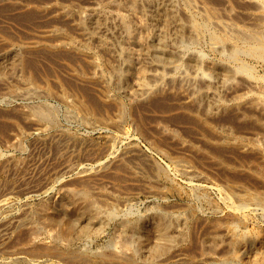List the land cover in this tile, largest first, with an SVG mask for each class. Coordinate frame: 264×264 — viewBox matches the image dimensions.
Returning <instances> with one entry per match:
<instances>
[{"label": "rangeland", "instance_id": "rangeland-1", "mask_svg": "<svg viewBox=\"0 0 264 264\" xmlns=\"http://www.w3.org/2000/svg\"><path fill=\"white\" fill-rule=\"evenodd\" d=\"M259 31L260 0H0V264H249L228 251L264 227ZM89 203L110 220L70 229ZM148 212L168 236L135 255L121 223Z\"/></svg>", "mask_w": 264, "mask_h": 264}, {"label": "bare ground", "instance_id": "bare-ground-1", "mask_svg": "<svg viewBox=\"0 0 264 264\" xmlns=\"http://www.w3.org/2000/svg\"><path fill=\"white\" fill-rule=\"evenodd\" d=\"M130 1V0H129ZM261 1V3L263 2L264 3V0H260ZM137 2V1H136ZM154 2V1H153ZM131 3H132V0H131ZM144 3H145V1H144ZM152 3V2H151ZM258 3V2H257ZM258 4H260V3H258ZM136 5H137V3H136ZM134 8V7H133ZM170 8V7H169ZM261 8V7H260ZM168 10V9H167ZM30 13V12H29ZM28 13V14H29ZM31 14V13H30ZM165 14V13H164ZM163 14V15H164ZM171 15V14H170ZM173 16V15H172ZM171 17V16H170ZM174 17V16H173ZM193 17H194V15H193ZM162 18H164V17H162ZM190 18V17H189ZM263 18V17H262ZM167 19V18H166ZM144 20V19H143ZM173 20V19H172ZM177 20V19H176ZM142 21V20H141ZM140 21V22H141ZM179 21V20H178ZM198 21V20H197ZM129 23V22H128ZM128 23H126V25L128 24ZM144 23V22H143ZM149 23V22H148ZM163 23V22H162ZM171 23V22H170ZM178 24V23H177ZM192 24H193V22H192ZM139 25H141V24H139ZM155 25V24H154ZM153 25V26H154ZM189 25V24H188ZM260 25V24H259ZM127 26H129V25H127ZM152 25H151V27H153ZM131 27V26H130ZM185 27H187L186 25H185ZM125 28H127V27H125ZM129 28V27H128ZM146 28L147 27H145V30H146ZM157 28V27H156ZM173 28H174V26H173ZM179 28V27H178ZM177 28V29H178ZM188 28V27H187ZM179 29H183V27L182 28H179ZM184 29H186V28H184ZM183 29V30H184ZM189 29V28H188ZM145 30L143 31V32H145ZM156 30V29H155ZM154 30V31H155ZM164 30V29H163ZM258 30V29H257ZM129 31V30H128ZM130 31H132V29L130 30ZM147 31H148V28H147ZM177 31V30H176ZM180 31V30H179ZM186 31H188V30H186ZM175 32V31H174ZM181 32V31H180ZM189 32V31H188ZM260 32V31H259ZM263 31H261L260 33H262ZM148 33V32H147ZM159 33V32H158ZM202 33H204L203 31H202ZM240 33H243V32H241L240 31ZM257 33V32H256ZM154 34V33H153ZM173 34V33H172ZM258 34V33H257ZM263 34V33H262ZM261 34V35H262ZM143 35H145L144 33H143ZM159 35V34H158ZM189 35H191V37H192V33L191 34H189L188 33V36ZM256 35V34H255ZM264 35V34H263ZM263 35H262V37H263ZM154 36H155V34H154ZM247 36H248V33H247ZM253 36V35H252ZM144 37V36H143ZM146 37V36H145ZM157 37V36H156ZM158 37H160V36H158ZM239 37V36H238ZM237 37V39H239L240 40V38H238ZM155 38V37H154ZM162 38V37H161ZM193 38V37H192ZM228 38V37H227ZM256 38V37H255ZM140 39H143V38H140ZM152 39V38H151ZM156 39V38H155ZM260 39V38H259ZM264 39V38H263ZM153 40V39H152ZM159 40H160V38H159ZM150 41V40H149ZM237 41V40H236ZM252 41V40H251ZM244 43H245V41H243ZM248 42V41H247ZM256 43H258V42H256ZM262 43V42H261ZM264 43V42H263ZM148 44V43H147ZM254 44H255V42H254ZM259 44V43H258ZM261 45V44H260ZM264 45V44H263ZM142 46V45H141ZM165 46V45H164ZM164 46H162V47H164ZM234 46V45H233ZM258 46V45H257ZM160 47H161V42L160 41H158L157 42V44L155 45V46H153V47H151L149 50H151V51H153V52H158L159 51V49H160ZM240 47V46H239ZM262 48H264V47H262ZM248 49V48H247ZM246 49V50H247ZM142 51H143V48L141 49ZM147 50H148V48H147ZM252 50V49H251ZM131 51H133V50H131ZM231 51H232V49H231ZM240 51V50H239ZM253 51H255L254 49H253ZM143 52H145V51H143ZM261 52V51H260ZM130 53V52H129ZM129 53H127V54H129ZM133 53V52H132ZM135 53V52H134ZM133 53V54H134ZM142 53V52H141ZM234 53V52H233ZM242 53V52H241ZM132 54V56H134ZM150 54V53H149ZM161 54V53H160ZM153 55H154V53H153ZM165 55V54H164ZM137 57H139V56H137ZM159 57H161V56H159ZM159 59H161V58H159ZM128 60V59H127ZM141 61V60H140ZM198 61V60H197ZM126 62V61H125ZM147 62V61H146ZM146 62H144V63H146ZM133 63V62H132ZM189 62H187L186 61V64H188ZM196 63V62H195ZM194 63V64H195ZM35 64V63H34ZM34 64H31L30 63V65H34ZM191 64V63H190ZM189 64V65H190ZM220 64V63H219ZM146 65V64H145ZM98 66V65H97ZM188 66V65H187ZM191 66H192V64H191ZM34 67H35V65H34ZM114 67V66H113ZM126 67H128V66H126ZM151 67V66H150ZM152 67H153V65H152ZM215 67V66H214ZM115 68V67H114ZM147 69V68H146ZM220 71H221V68H218ZM132 70V69H131ZM153 70H154V68H153ZM113 71V70H112ZM130 71V70H129ZM114 72V71H113ZM119 72H121V71H119ZM157 72V71H156ZM227 72H229L228 70H227ZM132 73V72H131ZM130 73V74H131ZM135 73V72H134ZM134 73H132L133 75H134ZM138 74H137V76H136V79H135V81H134V85H135V87L137 88V90L139 89L140 91H142V92H144L145 90H147L149 87H148V83H147V81H146V79L148 78V76H149V73L147 72V71H145V70H140L139 72H137ZM160 73V72H159ZM156 74H158V73H156ZM224 74V73H223ZM225 74H226V72H225ZM151 75H155V74H151ZM150 75V76H151ZM124 76V75H123ZM227 76V75H226ZM118 77V76H117ZM128 77V76H127ZM190 78V77H189ZM193 78V77H192ZM129 79V78H128ZM150 79V78H149ZM186 80V79H185ZM188 80V79H187ZM122 81H123V79H122ZM191 81V80H190ZM216 82H218V81H216ZM126 83V82H125ZM185 83H186V81H185ZM222 83V82H221ZM123 84V83H122ZM128 84V83H127ZM189 84V83H188ZM209 84V83H208ZM112 85V84H111ZM211 85V84H210ZM130 87V86H129ZM131 88V87H130ZM129 89V88H128ZM130 90V89H129ZM138 90V91H139ZM209 92V91H208ZM130 93V92H129ZM136 94H138L137 92H136ZM203 94H205V92L203 93ZM209 95H211V94H209ZM202 96V95H201ZM199 97V96H198ZM46 105V104H45ZM160 105V104H159ZM33 106V105H32ZM31 106V107H32ZM36 106V105H35ZM161 106V105H160ZM34 107V106H33ZM29 108V107H28ZM47 108V107H46ZM82 108V107H81ZM30 109H32V111H36V110H34L35 108H30ZM45 109V108H44ZM47 110H50V109H47ZM31 111V112H32ZM41 117H46L47 115H48V113L45 111V110H43V109H39L38 111H36ZM121 112V111H120ZM122 113V112H121ZM34 114V113H33ZM53 115V114H52ZM86 115V114H85ZM87 116V115H86ZM32 117V116H31ZM88 117V116H87ZM90 117V116H89ZM53 118H55V117H52V119ZM101 119V118H100ZM103 120V119H102ZM47 121H49V122H51L50 120H48L47 119ZM54 124V123H53ZM56 124V123H55ZM47 126V125H46ZM45 126V127H46ZM257 140V139H256ZM258 141V140H257ZM160 168V167H159ZM161 169V168H160ZM163 170V169H162ZM158 172V171H157ZM164 173H165V169H164ZM155 174V173H154ZM162 174H163V172H162ZM165 176H166V174H164ZM172 180V179H171ZM176 187V186H175ZM178 190V189H177ZM81 192V191H80ZM153 192V191H152ZM155 192V191H154ZM82 193V192H81ZM87 193H89V192H87ZM262 193V192H261ZM253 194V193H252ZM82 195V194H81ZM87 195V194H86ZM85 195V196H86ZM90 195V194H89ZM242 196V195H241ZM255 197H257V196H255ZM65 199V198H64ZM240 201H243L245 198H241L240 197ZM253 199V198H252ZM259 199V198H258ZM67 200V199H66ZM9 201H10V197L9 196H3V197H1L0 198V210L2 209V208H4V207H6L7 206V204L9 203ZM90 201V200H89ZM238 201V200H237ZM259 202H261V203H264V197H262V198H260L259 200H258ZM50 202V201H49ZM91 202H92V200H91ZM211 202V201H210ZM258 202V203H259ZM93 203H94V201H93ZM97 202H95V204H96ZM90 204V203H89ZM101 204V203H100ZM104 204V203H103ZM238 204V203H237ZM250 204V203H249ZM88 205V204H87ZM86 205V207H84L83 209H81V210H78V211H74L73 212V214L71 215V217H70V220H69V228L70 229H74V228H76V226H77V221L79 220V219H82L83 221H84V225H83V227H80V229L82 228V233H84V234H94V233H97L98 231H99V228H100V226L105 222V221H107V219L109 218V216H110V214H111V212H110V209H107V208H105V207H101V206H96V205H88L87 206ZM256 205V204H255ZM104 206V205H103ZM258 206H259V204H258ZM40 207H42L41 205H40ZM111 207V206H110ZM109 207V208H110ZM113 207V206H112ZM67 208H68V206H67ZM36 209V208H35ZM71 210V209H70ZM149 210V209H148ZM59 211L60 212H62V213H64V212H66L67 211V209L66 208H64V207H61L60 209H59ZM73 211V210H72ZM115 212V211H114ZM160 213V212H159ZM165 213V212H164ZM144 214V213H143ZM40 215V214H39ZM42 215L45 217V218H48L49 220H51V221H54V222H58L59 221V217L61 216H59L58 214H57V210L53 207V206H51V205H45V206H43V208H42ZM63 216V215H62ZM194 216V215H193ZM240 217V216H239ZM40 218V217H39ZM67 218H69V217H67ZM62 219H64V217L62 218ZM186 219V218H185ZM49 220H47V221H49ZM67 220V219H66ZM108 220H110V219H108ZM168 220V219H167ZM246 220V219H245ZM240 221V220H239ZM233 222V221H232ZM232 222H231V224H232ZM247 223V222H246ZM48 224H50V223H48ZM52 224V223H51ZM83 224V223H82ZM82 224H81V226H82ZM169 224V223H168ZM229 224H230V222H229ZM228 224V225H229ZM242 224H244V223H242ZM248 224V223H247ZM80 225V224H79ZM183 225V224H182ZM42 226H43V224H42ZM232 227H233V225H231ZM231 226H229V227H231ZM238 226V225H237ZM246 226V225H245ZM248 227V226H247ZM56 228V227H55ZM121 228L122 229H124L125 231H127L128 233H129V235L131 236V237H133L134 239H133V243L131 244V248H132V252H133V254H135V255H138V254H140V255H142V254H144V253H150V255H152V253H155V252H158V250L160 249V246L159 245H157L156 244V242H155V245H153V246H150L149 244H148V242H147V239H146V231L147 230H150V231H152L153 233H154V237H156L157 239H159V240H161L160 238H163V237H167L168 236V232H167V223H166V219H164L161 215H158V214H156L155 212L154 213H152V212H148L147 214H144L143 216H141V217H139V218H137V219H134V220H130V221H123L122 223H121ZM182 228V227H181ZM37 229H40V228H37ZM77 229H79V228H77ZM79 229V230H80ZM248 229V228H247ZM59 230V229H58ZM79 230H78V232H79ZM119 230V229H118ZM249 230V229H248ZM248 230H246V229H244V230H241V231H236V232H233L232 234H233V239L231 238V244H230V249H229V258H231L232 260H242V261H246V262H248L249 264H264V227L263 228H261V229H259V230H256V231H248ZM251 230V229H250ZM75 231V230H74ZM73 231V232H74ZM234 231V230H233ZM53 232V231H52ZM231 232H232V230H231ZM61 233V232H60ZM80 233V232H79ZM79 233L77 234V235H79ZM185 233V232H184ZM54 234V236L56 237V234L55 233H53ZM52 234V235H53ZM71 234V233H70ZM73 234V233H72ZM75 234V233H74ZM171 234V233H170ZM178 234V233H177ZM231 234V233H230ZM51 235V236H52ZM69 235V234H68ZM117 235V234H116ZM80 236V235H79ZM85 236V235H84ZM94 236V235H93ZM230 236V235H229ZM53 237V236H52ZM54 237V238H55ZM68 237V236H67ZM149 237H151V234H150V236ZM153 237V238H154ZM179 237V236H178ZM177 237V238H178ZM59 238V237H58ZM58 238H56V239H58ZM115 238V237H114ZM118 238V237H117ZM61 239V238H60ZM112 239V238H111ZM122 238H120V240H121ZM127 240V239H126ZM151 240H152V238H151ZM154 240V239H153ZM156 240V239H155ZM59 241V240H58ZM111 241V240H110ZM56 242V241H55ZM63 242H65V239H64V241ZM128 243L130 242V238H129V241H127ZM72 243V242H71ZM119 244H121L120 242H119ZM118 244V245H119ZM124 244H125V242H124ZM61 245H63V244H61ZM117 245V246H118ZM56 246V245H55ZM64 246H66V245H64ZM79 246V245H78ZM109 246H111V245H109ZM115 246V245H114ZM120 246V245H119ZM122 246V245H121ZM120 246V247H121ZM53 247H54V244H53ZM116 247V246H115ZM115 247H113V248H115ZM117 248V247H116ZM111 249H112V247H111ZM118 250V249H117ZM122 251H123V249H121ZM119 251V250H118ZM117 251V252H118ZM16 252V251H15ZM20 252V251H19ZM18 251H17V256L16 257H21L22 255L19 253ZM82 252H84V251H82ZM121 252V251H120ZM127 252V251H126ZM126 252H124V253H126ZM160 252V251H159ZM72 253V252H71ZM88 253V252H87ZM95 253V252H94ZM123 253V252H122ZM128 253V252H127ZM100 254H102V253H100ZM118 254H119V252H118ZM117 254V255H118ZM156 254V253H155ZM98 255V254H97ZM104 255H107V254H104ZM119 255H121V254H119ZM157 255V254H156ZM75 256V255H74ZM83 256V255H82ZM95 256V255H94ZM115 256V255H114ZM129 256H130V254H129ZM145 256V255H144ZM154 256V255H153ZM73 257V256H72ZM71 257V258H72ZM76 257H77V255H76ZM116 257V256H115ZM118 257V256H117ZM127 257V256H126ZM138 257V256H137ZM41 258V257H40ZM74 258V257H73ZM140 258V257H139ZM139 258H138V260H139ZM154 258H155V256H154ZM42 259V258H41ZM50 259V258H49ZM76 259H79V258H76ZM123 259V258H122ZM214 259V258H213ZM40 260V259H39ZM48 260V259H47ZM82 260V259H81ZM85 260L87 261V260H89V259H86L85 258ZM128 260V259H127ZM210 260H212V259H210ZM91 261V260H90ZM94 262H95V260H93ZM217 261H219V260H217ZM37 262V261H36ZM45 262H47V261H45ZM44 262V263H45ZM52 262V261H51ZM83 262V261H82ZM94 262H91V263H94ZM214 262V261H213ZM231 262V261H230ZM240 262V261H239ZM245 262V263H246ZM31 263V262H30ZM38 263V262H37ZM43 263V262H42ZM56 263V262H55ZM144 263V262H143ZM232 263V262H231ZM235 263V262H234ZM27 264V263H26ZM32 264V263H31ZM57 264V263H56ZM86 264V263H85ZM89 264V263H88ZM96 264V263H95ZM213 264V263H212Z\"/></svg>", "mask_w": 264, "mask_h": 264}]
</instances>
